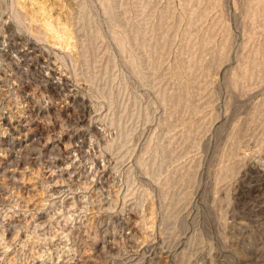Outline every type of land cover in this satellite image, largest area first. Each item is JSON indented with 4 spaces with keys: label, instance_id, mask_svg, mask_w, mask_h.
<instances>
[{
    "label": "rangeland",
    "instance_id": "1",
    "mask_svg": "<svg viewBox=\"0 0 264 264\" xmlns=\"http://www.w3.org/2000/svg\"><path fill=\"white\" fill-rule=\"evenodd\" d=\"M0 264H264V0H0Z\"/></svg>",
    "mask_w": 264,
    "mask_h": 264
}]
</instances>
